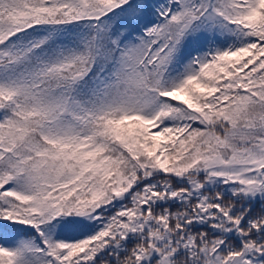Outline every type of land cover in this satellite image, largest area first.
<instances>
[{
	"label": "snow or ice",
	"instance_id": "1",
	"mask_svg": "<svg viewBox=\"0 0 264 264\" xmlns=\"http://www.w3.org/2000/svg\"><path fill=\"white\" fill-rule=\"evenodd\" d=\"M0 264H264V0H0Z\"/></svg>",
	"mask_w": 264,
	"mask_h": 264
}]
</instances>
